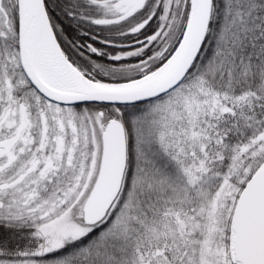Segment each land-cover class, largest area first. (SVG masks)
Wrapping results in <instances>:
<instances>
[{"label": "snow or ice", "instance_id": "snow-or-ice-1", "mask_svg": "<svg viewBox=\"0 0 264 264\" xmlns=\"http://www.w3.org/2000/svg\"><path fill=\"white\" fill-rule=\"evenodd\" d=\"M0 264H264V0H0Z\"/></svg>", "mask_w": 264, "mask_h": 264}]
</instances>
